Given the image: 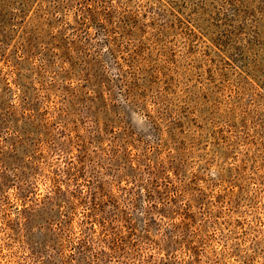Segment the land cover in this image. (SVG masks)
<instances>
[{"label":"rangeland","instance_id":"obj_1","mask_svg":"<svg viewBox=\"0 0 264 264\" xmlns=\"http://www.w3.org/2000/svg\"><path fill=\"white\" fill-rule=\"evenodd\" d=\"M0 264H264V0H0Z\"/></svg>","mask_w":264,"mask_h":264}]
</instances>
